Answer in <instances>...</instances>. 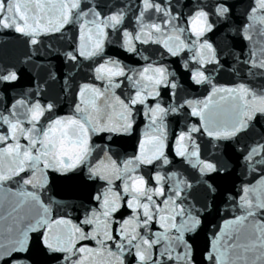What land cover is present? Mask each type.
I'll return each mask as SVG.
<instances>
[{"label": "snow or ice", "instance_id": "1", "mask_svg": "<svg viewBox=\"0 0 264 264\" xmlns=\"http://www.w3.org/2000/svg\"><path fill=\"white\" fill-rule=\"evenodd\" d=\"M8 32L0 264H264V0H0Z\"/></svg>", "mask_w": 264, "mask_h": 264}, {"label": "water", "instance_id": "2", "mask_svg": "<svg viewBox=\"0 0 264 264\" xmlns=\"http://www.w3.org/2000/svg\"><path fill=\"white\" fill-rule=\"evenodd\" d=\"M27 53V47L14 33H0V61L18 63L25 59Z\"/></svg>", "mask_w": 264, "mask_h": 264}]
</instances>
